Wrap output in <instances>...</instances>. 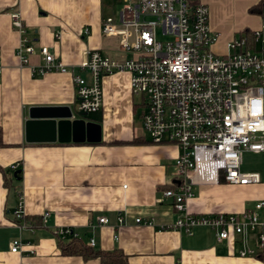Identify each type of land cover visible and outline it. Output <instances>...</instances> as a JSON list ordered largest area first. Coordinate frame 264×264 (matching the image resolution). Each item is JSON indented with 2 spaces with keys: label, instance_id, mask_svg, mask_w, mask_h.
I'll list each match as a JSON object with an SVG mask.
<instances>
[{
  "label": "crops",
  "instance_id": "0c3cea01",
  "mask_svg": "<svg viewBox=\"0 0 264 264\" xmlns=\"http://www.w3.org/2000/svg\"><path fill=\"white\" fill-rule=\"evenodd\" d=\"M197 1L207 7L209 29L217 35L211 46L215 55L226 54L234 35L261 29L263 16L248 11L260 0ZM107 5L106 0H0V264H102L98 258L61 254L58 240L70 238L56 237L59 227H71L85 246L92 239L94 251H121L123 264H264V242L258 240L259 233L264 234V209L259 212L263 224L256 231L229 232L221 241L205 226H195L189 234L162 229L178 216L171 200L161 195L174 181L177 147L153 143L143 134L141 102L138 113L127 73L100 78V109L85 116L76 110L69 74L31 73V67L40 65L39 46L84 78L87 74L77 68L84 51L116 61L132 57L119 49L117 38L100 32L104 18H115L107 13ZM12 12L20 15L32 40L28 66L20 67L15 57L18 35L9 22ZM228 16L231 25L222 22ZM32 109L69 110L74 118L98 124L100 140L45 142L36 133L37 141L26 142L24 122ZM14 164L18 179L10 170ZM192 190L186 207L193 214H236L264 199V183L218 181ZM18 193L23 229L15 226L12 214ZM44 211L49 215L41 219ZM98 217L107 223H98ZM135 218L151 224L135 223ZM13 238L28 241L33 253L10 252ZM240 249H253L260 257L239 256Z\"/></svg>",
  "mask_w": 264,
  "mask_h": 264
},
{
  "label": "built area",
  "instance_id": "2783aa9c",
  "mask_svg": "<svg viewBox=\"0 0 264 264\" xmlns=\"http://www.w3.org/2000/svg\"><path fill=\"white\" fill-rule=\"evenodd\" d=\"M120 1L121 10L115 18L102 20L100 32L117 38L119 49L132 57L116 61L84 51L77 66L87 74L84 78L39 46L40 65L31 67V73L69 74L80 115L100 109L102 76L127 73L130 93L140 98L143 134L153 143L169 142L177 147L174 181L161 195L171 200L178 216L162 229L189 234L191 228L205 226L218 241L227 239L229 232L256 231L263 224L259 212L264 209V199L236 214H193L186 201L193 196L194 185L264 183L260 173L240 169L243 151L264 154V19L261 29L241 32L226 44V54L218 56L211 51L217 35L210 31L208 9L199 1ZM8 17L18 35L15 57L20 67L28 66V57L34 52L32 40L18 13ZM157 29L164 41L156 38ZM16 169V164L10 167ZM12 214L15 226L26 228L19 193ZM48 215L44 211L41 219ZM134 221L151 224L139 218ZM97 222L106 224L107 219L98 217ZM122 223L117 217V224ZM54 235L77 237L71 227H59ZM258 240L263 245V233ZM87 245L93 247L94 241L89 239ZM21 250L33 253L28 241L13 238L9 251ZM254 254L253 249L237 250L239 256Z\"/></svg>",
  "mask_w": 264,
  "mask_h": 264
},
{
  "label": "water",
  "instance_id": "95a60500",
  "mask_svg": "<svg viewBox=\"0 0 264 264\" xmlns=\"http://www.w3.org/2000/svg\"><path fill=\"white\" fill-rule=\"evenodd\" d=\"M85 116V115H82ZM58 119V120H57ZM25 141H37L34 134H41L45 142H98L99 125L84 118H74L69 110L32 109L24 122ZM18 169L12 171L15 179Z\"/></svg>",
  "mask_w": 264,
  "mask_h": 264
},
{
  "label": "trees",
  "instance_id": "16d2710c",
  "mask_svg": "<svg viewBox=\"0 0 264 264\" xmlns=\"http://www.w3.org/2000/svg\"><path fill=\"white\" fill-rule=\"evenodd\" d=\"M248 11L251 14L261 15L264 18V0H260L255 6L249 8ZM246 33H248V31H246ZM2 146H3V142L1 140V130H0V147ZM19 174L20 172L16 174V177H19ZM69 238L70 240L68 242H61L60 240H58L59 250L61 254L79 255V256H82L83 258H98L102 264H106V263L123 264L125 263V256L119 250L94 251L91 247L85 246L76 237H69ZM255 255L257 257H260L259 254H255Z\"/></svg>",
  "mask_w": 264,
  "mask_h": 264
},
{
  "label": "rangeland",
  "instance_id": "374dc122",
  "mask_svg": "<svg viewBox=\"0 0 264 264\" xmlns=\"http://www.w3.org/2000/svg\"><path fill=\"white\" fill-rule=\"evenodd\" d=\"M106 3L108 4L106 11L109 15H112V16H116L122 8V3L120 0H106ZM249 15L252 16L255 14L249 13ZM224 18H225L224 21H222L223 23H226L229 25L232 24V18L231 17L228 16V17H224ZM236 24H238V23L236 22L235 25ZM234 36L237 37L238 35L237 36L234 35ZM156 38L159 41H164L163 37L160 36L158 29L156 30ZM263 38H264V34H263ZM139 99L140 98L138 96L134 97V101H135V104L137 105L138 113L141 111V108L138 106ZM241 158H242V162H241L240 169L242 171H246V172L256 171V172L260 173L262 180H264V154L263 153H254L252 151H243Z\"/></svg>",
  "mask_w": 264,
  "mask_h": 264
}]
</instances>
